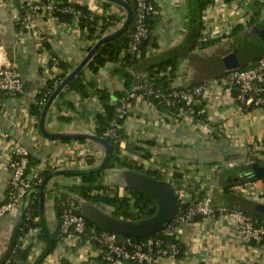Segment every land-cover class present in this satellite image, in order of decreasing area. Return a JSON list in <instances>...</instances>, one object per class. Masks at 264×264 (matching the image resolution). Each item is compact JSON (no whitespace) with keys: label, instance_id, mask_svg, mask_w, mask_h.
Returning <instances> with one entry per match:
<instances>
[{"label":"crops","instance_id":"crops-1","mask_svg":"<svg viewBox=\"0 0 264 264\" xmlns=\"http://www.w3.org/2000/svg\"><path fill=\"white\" fill-rule=\"evenodd\" d=\"M151 1L157 11L151 33L155 43L148 45L137 65L127 70L132 76L142 78L148 66L174 61L170 87L206 85L196 108L202 116L187 114L176 119L168 108L152 107L143 100L132 101L120 125L122 153L162 178L178 176L177 181L186 189L188 200L209 193L214 206L237 207L264 219V179L231 185L224 190L226 170L264 159V106L240 105L236 92L228 91L219 78L227 70L221 56L243 36L205 34L198 0ZM15 2L0 0V55L15 68L16 64H23V72H18L24 92L14 97L0 92V202L10 188L9 162L15 144L24 146L30 155L28 180L34 181L37 177L42 180L46 176L42 178V173L47 171L68 173L50 177L43 209L39 207V215L33 218V223L39 224L16 241L15 231L34 192L27 193L23 202L0 215V262L15 242L21 249L30 245L26 259L18 261L19 264H85L99 254L100 247L71 233L60 235L54 195L57 188L62 191L81 184L80 177L69 172L91 169L104 157V148L98 142L73 137L95 134L96 114L102 111V106L95 93L81 97L67 91L66 86L52 95L65 78L57 83L61 72L59 63L68 65L69 72L76 68L101 37L122 25L126 10L111 1L72 0L85 5L97 17L95 33L89 34L75 21L65 23L37 14L32 18L35 34L21 22L17 27L22 6L19 10ZM107 21L112 23L100 30L99 26ZM219 36L212 44L203 46L206 39ZM124 54V51L120 53L118 62H106L98 73H92L84 65V81L92 88H106L111 94L123 91L124 79L115 69L121 66L120 58ZM48 80L57 84L44 98L40 116H36L30 112V105ZM90 85L88 91L92 90ZM56 135L72 137H52ZM122 170L118 166L106 169L103 178L104 184L117 187L120 193L125 187ZM119 185L123 190H119ZM174 236L184 247L183 256H164L157 264H264V241L244 240L226 215L196 218L178 226Z\"/></svg>","mask_w":264,"mask_h":264},{"label":"built area","instance_id":"built-area-1","mask_svg":"<svg viewBox=\"0 0 264 264\" xmlns=\"http://www.w3.org/2000/svg\"><path fill=\"white\" fill-rule=\"evenodd\" d=\"M4 1L12 4L14 0ZM203 1L205 7L201 12V18L204 22V32L210 36H217L230 33L237 25L247 28L253 9L264 0ZM53 10L68 11L69 8L58 6L54 0H23L21 23L24 28L37 34L32 22L33 16L37 14L51 16L50 13ZM155 12L156 8L150 0H135L133 28L128 47L124 50L125 54H129L131 57L138 54L140 44L148 36L146 19ZM73 21L77 23V14L74 15ZM219 78L228 91L236 92V98L240 105L245 108L264 106V53L257 57L249 67L230 70ZM205 88L204 83H197L184 88L171 87L168 90H159L144 80L126 90L125 102L120 103L119 115H126L129 103L135 100H143L152 107L163 104L172 110L170 115L176 119L187 114L195 115V109L203 98ZM0 92L13 97L24 92L20 73L13 64L2 58L1 55ZM43 101L44 98L40 103ZM116 129L117 124L112 121L103 131V137H116ZM28 154V150L24 146L13 145V156L9 162L11 169L9 194L12 201L0 206V215L11 209L16 203L23 202V197L27 193L37 192L41 178H38L34 185L28 186L24 176ZM163 179L172 185L177 199V210L174 217L161 229L164 235L175 238L174 232L178 226L193 222L198 217L226 215L234 223L244 240L253 243L264 241V224H256L250 214L236 208L214 206L209 193L200 195L194 200H188L186 189L181 186V183L172 179L171 176ZM85 229L84 216L76 210L74 201L68 198L62 211L59 230L61 233H71L80 237ZM87 240H94L99 245H103L105 251L102 253V258L112 264H122L124 261H130L134 264H157L159 258L164 256L175 258L178 253L176 239L167 244H164L160 238H150L144 241L125 237L120 240L119 235L103 230L99 233L93 232Z\"/></svg>","mask_w":264,"mask_h":264},{"label":"trees","instance_id":"trees-1","mask_svg":"<svg viewBox=\"0 0 264 264\" xmlns=\"http://www.w3.org/2000/svg\"><path fill=\"white\" fill-rule=\"evenodd\" d=\"M46 1V0H42ZM55 3L60 7L69 8L68 11H61V10H53L51 11L50 15L53 18H57L60 22L70 23L74 19V15L77 14V25L81 28L86 30L89 34L95 33L97 30V17L91 13L85 5L71 2V0H54ZM130 6L132 13L134 15V8H135V0H124ZM151 1V0H150ZM152 2V1H151ZM153 3V2H152ZM154 5V4H153ZM155 7V6H154ZM205 7L203 0H198V10L202 12L203 8ZM264 9V1L258 3L252 11L250 20L248 21V29H244L241 25H237L232 31L228 34H224L221 36H233L239 38L244 36V33L250 31V29H255L259 27H263L264 24V14L262 10ZM157 11L149 15L146 19V24L148 28V36L142 41L139 46V52L136 56L131 57L129 54L122 55L121 59V66L115 69L116 72L121 74L124 79V90L123 91H116L111 94L106 88H98L93 87L90 83L84 81L83 77V70L81 69L78 73H76L67 83L66 90L73 91L78 93L81 97H87L90 92H93L97 95L99 102L102 106V111L96 114V122L97 126L95 128V135L98 137H103V131L110 125L112 121H115L118 128L116 129V137H104L108 140L111 151L109 155V159L105 166L99 170H89L81 173L71 172V175H77L81 179V184L77 186H70L66 187V190H59L56 191L54 195V208L56 210V215L58 218V230L59 225L61 222L62 211L64 205L68 198L74 201L76 210L82 214L86 221V229L80 237L88 238L90 234L102 232L99 226L93 224L85 214L80 210L81 203L85 202L91 205H102L103 207H109L111 211L109 212L112 216L116 218H121L124 220H139L143 218H147L153 215L156 211V203L153 197H151L148 193L142 190H136L132 187L125 186L124 192L120 193L117 187H110L103 183L104 178V171L106 169L113 168L118 166L122 169H130L134 171H139L146 173L155 177L156 179H163L162 176L157 173L156 171L145 170L137 163V161L127 157L124 155L120 149V125L122 124L125 115H119L120 106L117 105L119 101L123 104L125 101V94L126 90L130 89L134 85L139 82L147 81L150 85L159 90H168L170 89V83L174 78V70H175V63L174 61H163L160 63H155L154 65H150L146 68L145 72L146 75L143 78H137L132 76L130 72H128L127 68L136 66L140 59L145 55L146 49L148 45L154 44L153 35L151 34L156 21H157ZM19 15H22V10L20 11ZM21 19L19 18L17 21V27L20 26ZM112 21H107L99 26L100 30H103L105 26L111 24ZM133 28V20L128 25V27L116 38L105 42L103 45L99 47V49L95 52L92 59L86 64V68H88L92 73H98V70L104 66L106 62H118L119 55L122 51L127 49L131 31ZM244 32V33H243ZM243 34V35H242ZM219 37H215L213 39H206L203 43V46H208L215 42ZM215 39V40H214ZM264 51L259 53L257 56L253 57L252 59L240 64L238 67L234 69H245L249 67L254 61L262 55ZM61 72L59 76L56 78L57 83H59L68 73L69 67L63 62L59 63ZM230 69V70H234ZM226 70L225 73L230 71ZM224 73V74H225ZM223 75V74H222ZM54 80L46 81L44 87L35 95V101L30 105V112L36 116H40L42 111V103L40 101L48 96V94L54 89ZM88 85L91 86L92 90L88 91ZM157 107L166 109L168 108L169 112L171 113L172 110L169 107H166L163 104H158ZM195 116L196 118L202 116L201 114L197 113V109H195ZM63 139V138H61ZM65 139V138H64ZM84 140V139H80ZM30 155L28 154V163L24 172V176L26 177V181L28 182V186L34 185L35 181H30L27 178V174L30 171ZM233 169V168H232ZM224 170L225 173L228 175L229 171L232 170ZM51 171H47L42 173L41 177L43 178ZM225 174V175H226ZM176 180L178 176L174 177ZM261 179H264L262 177ZM234 185L229 184L225 185L224 190H227V187ZM3 201L0 202V206L3 204H7L12 201L9 191ZM201 192H199L200 195ZM31 200L28 203L25 213L21 219L18 228L15 231V241L20 237L27 233L30 228H34L36 224L39 222L33 223V218L39 215V196L37 192L32 193ZM202 194V193H201ZM247 213V212H246ZM252 216V215H251ZM201 218V217H198ZM252 219L255 221L256 224H264V219L252 216ZM60 235H66L61 233L59 230ZM125 236L119 235V239H123ZM135 240H144L147 241L150 238H160L162 239L164 244L170 243L171 241H175L174 237H169L163 234V231H157L147 237H131ZM91 243L97 244L100 247V252L95 258L88 260L85 264H112L109 261H106L102 258V253L105 251L103 245H99L96 241L90 240ZM178 246V253L175 257H182L184 254V247L179 242H176ZM30 245L21 249L15 242L9 248L7 254L4 256V259L0 262V264H19L18 261L25 260L28 253H29ZM122 264H134L130 261H124Z\"/></svg>","mask_w":264,"mask_h":264},{"label":"water","instance_id":"water-1","mask_svg":"<svg viewBox=\"0 0 264 264\" xmlns=\"http://www.w3.org/2000/svg\"><path fill=\"white\" fill-rule=\"evenodd\" d=\"M118 3L126 10V18L122 25L113 33L101 37L94 46L89 50L87 55L82 59L79 65L70 71L65 78L60 82L52 97L64 86L69 80L78 73L84 65L88 63L93 53L105 42L112 40L119 36L131 23L133 13L130 6L124 0H105ZM23 0H16L15 6L20 10ZM264 51V24L263 28H255L244 35L240 41L232 48L225 51L221 56L223 66L227 69H234L240 64L252 59L259 53ZM22 63L16 64L17 70L22 73ZM119 105V102H117ZM81 137L93 140L101 144L104 148V157L100 163L88 170L71 171L81 173L89 170L102 169L107 163L111 151V146L108 140L104 137H98L95 134H78L73 137ZM52 137L70 138L72 136L56 135ZM69 172V173H71ZM59 173H68L65 170H56L47 174L38 184L39 207L42 210L44 205L45 187L51 176ZM121 175L125 186L132 187L136 190H142L148 193L156 203V211L153 215L139 219V220H124L112 216L109 212L101 209L97 205L88 203H81L80 210L85 216L95 225L101 229L115 233L125 237H147L157 231H160L167 223L171 221L177 210V199L172 185L164 179H156L155 177L143 172L134 171L130 169H123ZM264 177V159L255 160L247 165L233 168L226 174L225 185L241 184L246 181ZM238 209L237 207H234ZM260 209L259 206L257 207ZM264 209V208H263ZM241 210V209H240ZM243 211V210H242ZM245 211V210H244ZM246 212V211H245Z\"/></svg>","mask_w":264,"mask_h":264},{"label":"rangeland","instance_id":"rangeland-1","mask_svg":"<svg viewBox=\"0 0 264 264\" xmlns=\"http://www.w3.org/2000/svg\"><path fill=\"white\" fill-rule=\"evenodd\" d=\"M262 13L264 14V9L262 10ZM243 33H244V32H243ZM112 180H113L112 182L115 181V179H112ZM112 182H110V183H112ZM118 187H120V188H119L120 191L123 190L122 187H121V185H119ZM98 206H99V205H98ZM99 207H100L101 209L107 211V212H110V211H111V209H110L109 207H103L101 204H100Z\"/></svg>","mask_w":264,"mask_h":264},{"label":"flooded vegetation","instance_id":"flooded-vegetation-1","mask_svg":"<svg viewBox=\"0 0 264 264\" xmlns=\"http://www.w3.org/2000/svg\"><path fill=\"white\" fill-rule=\"evenodd\" d=\"M261 28H263V27H259V29H261Z\"/></svg>","mask_w":264,"mask_h":264}]
</instances>
